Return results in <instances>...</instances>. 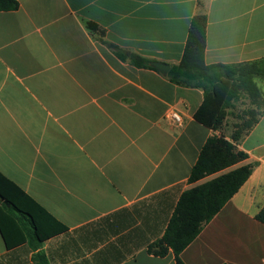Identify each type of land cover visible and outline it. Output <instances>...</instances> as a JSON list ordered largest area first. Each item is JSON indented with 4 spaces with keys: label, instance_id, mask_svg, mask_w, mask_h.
Listing matches in <instances>:
<instances>
[{
    "label": "crops",
    "instance_id": "0c3cea01",
    "mask_svg": "<svg viewBox=\"0 0 264 264\" xmlns=\"http://www.w3.org/2000/svg\"><path fill=\"white\" fill-rule=\"evenodd\" d=\"M15 1L17 10L0 11V173L66 230L36 251L8 248L0 234V264H35L37 253L48 264H176L172 252L147 250L182 193L211 178L188 183L212 131L193 117L202 92L150 63L179 64L197 14L207 19L206 65L264 59V0ZM132 55L150 68L134 66ZM237 103L222 128L228 141ZM251 106L258 120L237 148L252 173L180 254L182 264H264L255 219L264 208V106Z\"/></svg>",
    "mask_w": 264,
    "mask_h": 264
},
{
    "label": "trees",
    "instance_id": "16d2710c",
    "mask_svg": "<svg viewBox=\"0 0 264 264\" xmlns=\"http://www.w3.org/2000/svg\"><path fill=\"white\" fill-rule=\"evenodd\" d=\"M17 9L15 0H0V11ZM206 25L204 14L192 18L181 60L167 74L171 83L202 92L203 101L193 117L197 123L212 131L191 170L188 183L194 185L211 178L182 193L163 236L147 250L149 254L161 258L172 252L176 264H182L180 254L238 192L254 168L253 164L245 163L247 155L237 148V144L255 126L259 112L251 109L241 118L237 117L240 123L235 125L228 141L218 133L223 127L228 108L242 97L247 98L256 109L264 106L257 86V82L264 83V59L236 67L206 65ZM86 27L93 33L103 35L93 23H87ZM108 47L118 57L126 59L117 47ZM129 61L136 67L150 68L148 61L140 57L132 55ZM255 219L264 225V208ZM65 230L64 226L0 173V234L6 247L28 243L36 251L44 241ZM7 232H13V235L19 233V238L11 241ZM34 262L48 264L42 253L34 256Z\"/></svg>",
    "mask_w": 264,
    "mask_h": 264
},
{
    "label": "rangeland",
    "instance_id": "374dc122",
    "mask_svg": "<svg viewBox=\"0 0 264 264\" xmlns=\"http://www.w3.org/2000/svg\"><path fill=\"white\" fill-rule=\"evenodd\" d=\"M251 109H254V108L251 106L250 102L246 101V99H243V98L239 100L238 103L234 106V109L232 111V114L234 115V117L232 118V120H234L233 122L236 124H239L240 121L237 119V117L241 118V116H244V113H246L248 110H251ZM257 112H259V110H257ZM222 128L218 133L223 135L224 132L222 131Z\"/></svg>",
    "mask_w": 264,
    "mask_h": 264
},
{
    "label": "water",
    "instance_id": "95a60500",
    "mask_svg": "<svg viewBox=\"0 0 264 264\" xmlns=\"http://www.w3.org/2000/svg\"><path fill=\"white\" fill-rule=\"evenodd\" d=\"M150 67L162 73H167L169 71V66L160 63L152 62L150 63Z\"/></svg>",
    "mask_w": 264,
    "mask_h": 264
},
{
    "label": "built area",
    "instance_id": "2783aa9c",
    "mask_svg": "<svg viewBox=\"0 0 264 264\" xmlns=\"http://www.w3.org/2000/svg\"><path fill=\"white\" fill-rule=\"evenodd\" d=\"M167 118L169 119V121L174 124V125H180V118L179 116L174 113V112H171L170 114H168Z\"/></svg>",
    "mask_w": 264,
    "mask_h": 264
}]
</instances>
